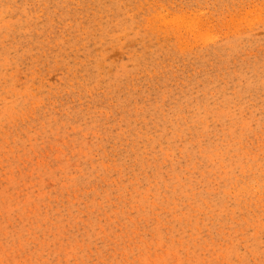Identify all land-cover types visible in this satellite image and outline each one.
<instances>
[{"label": "rangeland", "instance_id": "374dc122", "mask_svg": "<svg viewBox=\"0 0 264 264\" xmlns=\"http://www.w3.org/2000/svg\"><path fill=\"white\" fill-rule=\"evenodd\" d=\"M0 264H264V0H0Z\"/></svg>", "mask_w": 264, "mask_h": 264}]
</instances>
